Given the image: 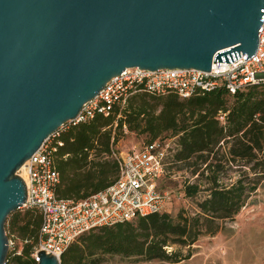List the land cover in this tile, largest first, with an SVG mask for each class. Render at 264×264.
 Masks as SVG:
<instances>
[{
	"label": "water",
	"instance_id": "water-1",
	"mask_svg": "<svg viewBox=\"0 0 264 264\" xmlns=\"http://www.w3.org/2000/svg\"><path fill=\"white\" fill-rule=\"evenodd\" d=\"M263 21L264 0H0V264L27 200L18 173L113 78L248 60Z\"/></svg>",
	"mask_w": 264,
	"mask_h": 264
},
{
	"label": "trees",
	"instance_id": "trees-1",
	"mask_svg": "<svg viewBox=\"0 0 264 264\" xmlns=\"http://www.w3.org/2000/svg\"><path fill=\"white\" fill-rule=\"evenodd\" d=\"M125 105L116 107L109 117L98 115L58 131L53 143L55 168L61 178L57 198L79 201L114 185L120 177L115 147L125 137V131L146 135L148 144L169 132L179 136L178 149L171 155L172 166L192 169L193 175L208 172L209 198L199 205L200 213L194 217L182 212L174 219L163 212L90 231L68 248L61 264H94L106 255L169 263L186 261L190 253L184 256L169 252V248L190 249L201 237L218 234L223 224L233 221L247 205L264 180V85L235 96L223 88L189 99L175 94H137ZM225 145L231 146L223 153ZM168 160L169 156L166 164ZM237 160L255 162L250 168L255 176L247 174L231 187L220 186L223 163ZM199 192L198 185L185 189L188 197ZM10 225L24 244L20 255L13 253L11 264H37L33 254L42 226L40 211L26 209L23 215L13 216Z\"/></svg>",
	"mask_w": 264,
	"mask_h": 264
},
{
	"label": "built area",
	"instance_id": "built-area-1",
	"mask_svg": "<svg viewBox=\"0 0 264 264\" xmlns=\"http://www.w3.org/2000/svg\"><path fill=\"white\" fill-rule=\"evenodd\" d=\"M242 55L240 53V59L231 64L213 62L211 72L127 69L121 76L113 78L69 124L76 126L98 115L109 117L116 107L137 94L156 97L175 94L181 99H189L223 88L235 96L254 86L264 85V21L259 31L257 52L248 60L247 55ZM57 136L58 132L25 163L26 180L21 177V170L18 173L27 190V200L22 209L36 208L42 214L38 248L33 254L36 263L42 251L61 262L62 255L82 235L163 213L173 200L174 196L159 186L166 160L171 154L170 147L162 140L121 156L118 159L120 177L105 191L79 201L58 199L56 190L61 178L54 163V142H50Z\"/></svg>",
	"mask_w": 264,
	"mask_h": 264
},
{
	"label": "rangeland",
	"instance_id": "rangeland-1",
	"mask_svg": "<svg viewBox=\"0 0 264 264\" xmlns=\"http://www.w3.org/2000/svg\"><path fill=\"white\" fill-rule=\"evenodd\" d=\"M223 120L222 116L220 118L221 123L224 122ZM69 126L70 124L67 123L59 131L66 130ZM125 132V137L115 147L114 157L117 159L149 142L146 135ZM178 138L179 136L170 132L160 138L170 147L171 154L159 186L162 190H167L174 196L164 211L174 219L182 212L190 217L199 214V205L209 198L210 193L206 190L211 186L208 172H205L203 176L199 173L193 175L192 169H179L172 166L171 155L178 149ZM55 139L52 137L50 142L53 143ZM230 146H223L222 152H228ZM254 164L255 162L248 164L246 160H237L235 163L224 162V169L219 174L218 184L222 187H231L239 179H244L247 174L250 178L254 177L255 175L250 173V168ZM21 172H23L20 173L22 177L25 171L21 170ZM189 185H198L200 192L194 197H188L185 194V189ZM25 211V209H20L13 212L5 224L9 242L13 244L8 252V264L12 263L13 253L22 252L24 246L19 234L11 231V219L15 215H23ZM169 252H179L184 256L190 253L191 258L180 263H169L159 260L146 261L137 257L127 258L120 255H106L94 264H264V180L261 181L255 195L252 196L247 205L233 221L224 223L218 234L213 237H201L190 249L188 247L172 246L169 248Z\"/></svg>",
	"mask_w": 264,
	"mask_h": 264
},
{
	"label": "bare ground",
	"instance_id": "bare-ground-1",
	"mask_svg": "<svg viewBox=\"0 0 264 264\" xmlns=\"http://www.w3.org/2000/svg\"><path fill=\"white\" fill-rule=\"evenodd\" d=\"M21 170L25 171V167ZM21 173H23V172H21ZM22 177L24 178V180H26V174L25 173L22 175Z\"/></svg>",
	"mask_w": 264,
	"mask_h": 264
}]
</instances>
